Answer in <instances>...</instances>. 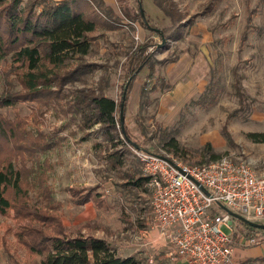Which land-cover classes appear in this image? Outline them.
I'll return each instance as SVG.
<instances>
[{
  "label": "rangeland",
  "instance_id": "1",
  "mask_svg": "<svg viewBox=\"0 0 264 264\" xmlns=\"http://www.w3.org/2000/svg\"><path fill=\"white\" fill-rule=\"evenodd\" d=\"M140 1L153 28L135 16L139 0H118L119 7L127 8L131 16L121 9L113 12L117 28L100 25L91 34L94 39L89 54L81 61L77 55L67 61V67L61 69L74 68L79 61L90 65L84 80L68 84L67 89L86 84L121 100L130 79L127 68L132 52L153 40L156 45L147 49L148 63L131 78L127 90L125 125L132 140L189 166L215 161L212 155L217 154L220 158L216 160L244 158L264 169V142L250 136L264 133V0ZM172 4L180 16L170 14ZM95 7L85 0L87 18L100 23L105 15ZM196 56L204 59L206 75L194 81L190 91L173 92L178 83L168 79V72L179 59ZM10 62L9 56L0 60V90L5 87ZM186 81L188 73L180 79L183 84ZM32 105L20 102L4 112L28 116ZM40 118L38 125L29 119L33 130L62 128L59 141L39 154L37 161L41 160L48 173L54 196L64 204L67 226L91 222L94 232L106 238L118 254L135 255L140 264H187L171 243L157 244L149 234L146 238L142 234L155 230L151 192L147 185L129 184L142 176L143 170L128 146L118 147L124 155L122 164L114 166L109 158L113 148L98 126L88 132L80 128L79 115L52 105ZM174 139L179 143L177 152L170 150ZM78 184L97 187L101 202H72L66 188ZM16 228L14 211L0 212V264H40L39 255L18 243ZM237 228L243 231L240 224ZM223 229L231 233L226 226ZM236 247L246 250L245 264H264V243L249 247L236 243Z\"/></svg>",
  "mask_w": 264,
  "mask_h": 264
},
{
  "label": "trees",
  "instance_id": "2",
  "mask_svg": "<svg viewBox=\"0 0 264 264\" xmlns=\"http://www.w3.org/2000/svg\"><path fill=\"white\" fill-rule=\"evenodd\" d=\"M23 1L0 0V60L8 56L11 59L4 76L5 87L0 90V212L14 211L18 243L29 253L39 255L40 264H140L135 255L118 254L106 238L94 232L91 222L73 228L65 224L64 204L54 196L48 173L41 160L37 161L39 154L48 152L59 141L62 128L52 132L38 127L33 130L29 122L32 118L38 125L51 105L66 113L74 112L80 116V128L89 132L99 127L113 148L110 162L114 166L122 164L124 154L118 147L132 140L129 128H123L120 120L122 99L116 100L86 84L67 89L68 84L84 80L90 68L80 61L91 50V34L100 25L117 28L114 11L102 0H90L105 15L98 23L87 18L85 0ZM22 2L24 8L20 7ZM169 7L171 15L180 16L173 4ZM121 11L131 16L127 8ZM135 16L141 24L153 28L146 11V19L142 16L140 6ZM160 35L167 38L162 31ZM154 44L149 40L132 52L127 68L130 78L148 63L147 49ZM76 55L80 59L76 67L61 69ZM17 85L20 89H15ZM127 98L128 92L125 110ZM20 102L33 104L30 115L9 116L4 112ZM250 136L264 142V133ZM170 147L177 152L178 141L174 139ZM212 158L216 160L220 155L213 154ZM129 184L143 188L147 177L142 175ZM66 189L75 204L101 202L102 193L97 187L78 184ZM242 224L250 231L258 230L243 221Z\"/></svg>",
  "mask_w": 264,
  "mask_h": 264
},
{
  "label": "built area",
  "instance_id": "3",
  "mask_svg": "<svg viewBox=\"0 0 264 264\" xmlns=\"http://www.w3.org/2000/svg\"><path fill=\"white\" fill-rule=\"evenodd\" d=\"M125 145L147 177L154 227L187 264H245L235 244L264 243V229L250 231L232 214L264 223V169L231 157L189 166L138 143Z\"/></svg>",
  "mask_w": 264,
  "mask_h": 264
},
{
  "label": "crops",
  "instance_id": "4",
  "mask_svg": "<svg viewBox=\"0 0 264 264\" xmlns=\"http://www.w3.org/2000/svg\"><path fill=\"white\" fill-rule=\"evenodd\" d=\"M102 2L106 7H109L111 9H113V11L115 13H118V9H120L118 0H102ZM187 73L189 75V81L190 82L186 81V84H183L182 82H180V79H183L185 77V75H187ZM206 73H207V70H206L205 65H204V59L201 56H196L192 59L191 58L189 59V57H185V58L183 57L175 63L173 69H171L170 72H168L167 77L169 80H171L175 83L176 82L178 83L175 86L173 92L183 93V92H186L188 90L190 91L191 86L194 83V81L203 79L204 76L206 75ZM185 95H184V97H185ZM154 229L155 230H153V231L144 230V231H147V234L144 233V231L142 234L144 236L146 235L145 238L148 237V234H149V236L151 238H153V239H155V241L157 240V242H159L157 244H164L162 241L160 232L155 227H154ZM153 244L157 245L156 243H153ZM235 256L242 259L243 262L245 263L246 250L242 251L241 249L236 247L235 248Z\"/></svg>",
  "mask_w": 264,
  "mask_h": 264
},
{
  "label": "water",
  "instance_id": "5",
  "mask_svg": "<svg viewBox=\"0 0 264 264\" xmlns=\"http://www.w3.org/2000/svg\"><path fill=\"white\" fill-rule=\"evenodd\" d=\"M139 6H140V9H141L142 16L144 17V19H146L142 1L139 2ZM164 41H165V39H164ZM131 78L128 80V82L126 84V87H125V90H124L123 96H122L121 107H120V120H121V124H122L123 128L125 127V103H126V96H127V90H128ZM128 141L130 143L134 144V145H137V143H135L133 140H128ZM232 214H233L234 217L240 219L241 221H243V222H245V223H247V224H249V225H251L253 227L264 229V223H258V222L250 221V220L244 218L243 216H241V215H239L237 213H234V212H232Z\"/></svg>",
  "mask_w": 264,
  "mask_h": 264
}]
</instances>
